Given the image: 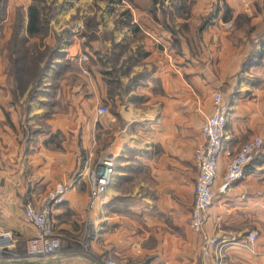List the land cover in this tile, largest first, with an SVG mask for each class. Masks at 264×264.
Wrapping results in <instances>:
<instances>
[{"label": "crops", "instance_id": "1", "mask_svg": "<svg viewBox=\"0 0 264 264\" xmlns=\"http://www.w3.org/2000/svg\"><path fill=\"white\" fill-rule=\"evenodd\" d=\"M167 1L83 0L78 5L82 19L95 14L101 20L99 39L90 49L78 40L61 46L57 62L70 64L55 66L60 76L54 99L61 110L50 116L43 112L48 129L25 124L5 83L3 50L0 232L10 231L25 243L34 233L23 207L38 206L56 184L69 187L51 215L60 253L19 264H101V258L123 264H204L201 236L191 231L189 219L194 150L202 142L200 125L212 111L216 91L228 114L204 227L219 243L209 264H264V0H195L191 17L216 6L197 34L192 20L180 19V0ZM60 9L57 27L77 12ZM228 22L234 23L230 29ZM81 53L92 55L89 77L73 71L80 68ZM51 70L44 78L47 93ZM98 106L107 113L97 115ZM254 137L262 145L244 175L225 194L218 193L229 158ZM101 156L115 160L109 202L88 213L89 189L81 172ZM251 232L257 233L252 245L247 242ZM79 233L88 235L87 253L76 250Z\"/></svg>", "mask_w": 264, "mask_h": 264}, {"label": "built area", "instance_id": "2", "mask_svg": "<svg viewBox=\"0 0 264 264\" xmlns=\"http://www.w3.org/2000/svg\"><path fill=\"white\" fill-rule=\"evenodd\" d=\"M230 28V24L225 25ZM97 115L107 113L104 106H98ZM228 108L223 102L220 92L212 95V111L204 117L200 125L202 142L194 150V166L196 169V182L194 187V201L190 212L189 227L191 231L201 236L200 253L204 264H209L213 249L219 245L215 237L207 236L204 232L207 220V211L213 203L212 187L218 179V158L222 151V135L227 121ZM262 145V140L254 137L245 142L227 164L219 181L217 190L225 194L230 186L240 179L245 172L246 166L253 160L255 153ZM115 160L112 156H101L94 164L83 167L81 175L88 184L87 212L91 213L97 206H103L109 201L107 187L111 180ZM68 186L56 184L47 191L40 199L38 206L27 203L23 207V218L32 228L33 236L25 243L26 255L29 257L55 256L61 251V243L53 231L51 215L53 209L64 203ZM2 196L0 194V206ZM257 233L251 232L247 236V242L253 244ZM15 240L11 233L0 232V256L9 253L14 248ZM221 246L218 248V250ZM264 255V253H263ZM101 264H123L113 259L101 258ZM0 264H5L0 262Z\"/></svg>", "mask_w": 264, "mask_h": 264}, {"label": "rangeland", "instance_id": "3", "mask_svg": "<svg viewBox=\"0 0 264 264\" xmlns=\"http://www.w3.org/2000/svg\"><path fill=\"white\" fill-rule=\"evenodd\" d=\"M82 1L83 0H0V58L2 57L4 51L7 55V49L10 48L14 42L13 36L15 35V32H19L20 36L25 35V14L28 6L33 5L38 9L40 13V21L42 24L41 31L35 38L30 39L29 45L31 52H33V54L37 58H39V60L42 58V60L39 61V67L41 70L39 78L34 77L33 73H30L31 77L29 79H15L13 76H11V68L8 64L9 62L7 60V56H5L4 58V60L6 61L4 71L6 78L5 83L8 87L13 101L15 103H19L22 114L25 115V118L27 120L25 124L28 122V125H33L38 128L40 127V129H48V125L45 124V115L50 116V114L59 112V110H61V103L54 99L56 88L58 86V78L60 76L58 74L59 70H57L55 66L57 64H70L69 60H61L60 62H57V59H59L61 56V46L68 42H71L72 40H78V42L80 43V47L82 46L85 49H90L97 43V40L99 39L98 31L102 26L101 20H96L95 14H93L92 17H85L82 19V17L79 16L78 12V5ZM97 1L106 3V0ZM172 1L176 0H168L167 4L172 3ZM194 1L195 0H180L177 6L179 5L180 9V19L183 21L192 20L195 23L197 34L199 31L204 29L206 23L209 20V17H211V14H214L216 6L215 4H212L211 7L208 8L207 14L205 13L202 15L191 17V8L194 4ZM212 1L218 2L219 0ZM23 5H27L26 7H24L26 8V10H23ZM61 5L63 6V9H65L66 7L67 11L69 9H77V12H75L73 16L69 17L65 23H61L57 27L56 24L58 23V19L63 17V10L60 9ZM126 7L130 9L129 6ZM95 8L99 9L100 6H95ZM21 13L23 14V21L25 16V21L23 27L20 25L18 29L17 22L19 21V15ZM77 24H79L81 27L76 28L75 25ZM228 24L231 25L230 28H232L234 25V23L232 22H228ZM54 29H61L63 33L68 32L70 37H68V34H56L54 32ZM5 35L6 39L4 42H2L5 38ZM91 61L92 55L90 56L86 53H81L79 59L77 60L78 64L76 63V65H79L80 68L75 67L73 71H78L80 75L89 77V75H91ZM51 69H55V71L51 76V84L50 86H48L49 92L47 93L45 92L47 91V87L44 84V78L47 77L48 71H52ZM44 96L47 97L44 98ZM45 99H47V101ZM44 101H46V103H44ZM32 105L35 107L34 111H31ZM43 112L45 113V115H43ZM108 202L106 203V205L108 204ZM85 226L83 227V230ZM86 230L87 234L89 235L90 230L87 227ZM6 232L11 233L10 231ZM88 235H84L81 237V234L79 233L78 237L80 236L81 239L80 246H78L76 249L77 251L81 250L80 252L82 253H87V251H90ZM12 236L16 241L14 244V248H11V251L9 253H3L0 256V262H4L5 264H19L21 260L30 258L28 255H26V242L22 244L15 238L13 234ZM137 248L138 247H136L135 249Z\"/></svg>", "mask_w": 264, "mask_h": 264}, {"label": "trees", "instance_id": "4", "mask_svg": "<svg viewBox=\"0 0 264 264\" xmlns=\"http://www.w3.org/2000/svg\"><path fill=\"white\" fill-rule=\"evenodd\" d=\"M26 26L25 35L20 36L19 32H15L13 36L14 42L10 48L7 49V60L11 68V76L15 79H29L30 73L34 77L39 78L40 67L39 60L29 47L30 39L35 38L41 31L40 13L36 7L29 5L26 10ZM18 29L20 25L23 27V14L19 15ZM28 81V80H27Z\"/></svg>", "mask_w": 264, "mask_h": 264}]
</instances>
